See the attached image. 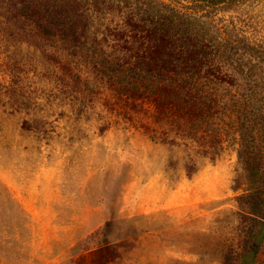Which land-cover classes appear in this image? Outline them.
I'll use <instances>...</instances> for the list:
<instances>
[{
    "label": "rangeland",
    "instance_id": "374dc122",
    "mask_svg": "<svg viewBox=\"0 0 264 264\" xmlns=\"http://www.w3.org/2000/svg\"><path fill=\"white\" fill-rule=\"evenodd\" d=\"M52 12L0 0V264H236L249 253L264 264V240H250L259 216L240 209L250 203L239 198L248 186L236 141L214 163L195 158L188 177L187 150L115 121L120 111L75 63L73 34L47 21ZM209 21L223 43L264 53V0L220 7ZM222 54L234 85L200 84L219 93L232 122L252 106L258 120L264 57L237 54L232 64Z\"/></svg>",
    "mask_w": 264,
    "mask_h": 264
},
{
    "label": "trees",
    "instance_id": "16d2710c",
    "mask_svg": "<svg viewBox=\"0 0 264 264\" xmlns=\"http://www.w3.org/2000/svg\"><path fill=\"white\" fill-rule=\"evenodd\" d=\"M38 1L58 9L47 21L55 17L71 31L69 46L75 63L93 70L94 82L106 88L107 104L120 111L115 121L164 145L187 150L191 162L185 168L188 177L201 166L193 162L195 158L214 163L226 143L236 141L244 170L242 180L248 186L247 194L239 198L250 203L240 209L259 216L255 224L260 230L252 232L250 240L260 245L264 240V213L260 212L264 200L258 212L255 199L264 193V114L252 121L247 115L252 106L232 122L221 112L216 99L219 93L212 97L200 84L210 79L215 85L233 86L236 82L219 61L223 49L228 53L225 61L231 63L237 54L264 57L247 41L223 43L209 21L218 8L241 0ZM97 18L102 23H95ZM260 103L264 111V101ZM234 126L240 133L238 140L233 138ZM258 129L261 139H257ZM236 261L255 264L253 253L240 254Z\"/></svg>",
    "mask_w": 264,
    "mask_h": 264
}]
</instances>
